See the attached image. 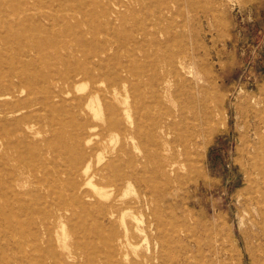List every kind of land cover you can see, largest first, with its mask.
Instances as JSON below:
<instances>
[{"label": "rangeland", "instance_id": "rangeland-1", "mask_svg": "<svg viewBox=\"0 0 264 264\" xmlns=\"http://www.w3.org/2000/svg\"><path fill=\"white\" fill-rule=\"evenodd\" d=\"M98 47L107 50L103 84L81 80L54 105L37 103L41 91L35 88L49 70L88 65L87 53ZM173 63L185 68L178 85L166 83ZM114 69H121V82H115ZM0 71L1 93L15 92L13 100L0 97V111L14 112L0 119V189L6 195V203L0 200V264H27L22 252L58 264V238H65L67 253L78 255L67 264H96L107 255L92 240L95 210L83 209L80 217L74 202L80 191H92L79 172L91 147L102 166L114 165L105 173L111 181L137 174L138 183L124 188L128 200L139 189L153 195L155 224L140 219L146 236H139L136 254L126 250L123 264H260V233L241 195L247 123L254 103L264 100V0H0ZM13 71L21 86L9 84ZM94 87L98 95L91 94ZM162 87L177 96L186 118L208 117L206 136L197 138L200 145L192 151L201 155L208 184L189 169L178 180L155 179L153 163L141 158L143 152L155 154L150 124L166 112ZM141 93L152 102L144 127L138 123L145 117ZM87 96L91 103L82 120L75 107ZM117 186L106 184V200ZM115 227L122 236L121 221Z\"/></svg>", "mask_w": 264, "mask_h": 264}, {"label": "bare ground", "instance_id": "bare-ground-1", "mask_svg": "<svg viewBox=\"0 0 264 264\" xmlns=\"http://www.w3.org/2000/svg\"><path fill=\"white\" fill-rule=\"evenodd\" d=\"M6 7L7 5H3V9ZM125 28H127V26ZM63 48L66 49L67 45ZM106 60H107V50L104 49L103 47H98L97 49L91 50L90 53H87L85 57V61L88 65H86L85 63L74 66L72 65V67L70 68L71 70H64V71L53 70V69L49 70L42 85L39 86L38 88H35L38 91L39 90L41 91V95H39L38 98L36 99L37 103L40 104L41 106H47V105L50 106L52 104L54 105L56 101L61 100V98L66 92H69V89H71V87L75 86L81 80L87 79L92 83V85L103 84L104 81L103 77L107 76L104 70V62ZM1 72L2 71H0V73ZM113 74L116 77L115 82L117 81V79L119 82H121V69L119 71L118 69H114ZM110 75H112V73ZM169 75L170 76L167 79L166 83L167 84L173 83L175 85H178L177 81L185 76V68L181 63H177V64L173 63L170 66ZM3 76L4 74H0V82L2 81ZM12 80H16L17 83L16 87L21 86L22 84L21 79L15 71L11 72V76H9V84L11 83L10 81ZM96 90L97 89L95 87L92 88L91 94L98 95L99 92ZM161 91L165 95V100H167V104L161 103V106L165 108L166 112L160 114L157 120L155 119L154 123L151 122L150 124L153 130L152 140L154 143L153 147L155 148V154L150 155L147 152H143L141 157L142 160H144L145 162L153 163L155 168L153 177H155V179L157 178L168 179L170 178V176L173 175L175 177V180H178V178L180 177L179 176L180 171L183 169H189V172H191L192 174L197 173L198 174L197 178H200V180L204 184H208L209 183L207 181L208 179H205V177L202 175L200 171L201 155H198L199 152L192 155L193 153L192 151L196 150L200 145L196 143L197 138L206 136V132L203 130L202 126L209 123L208 117H206V114H203L201 116L198 115L193 119L186 118V116L183 114V112H181V109H179L177 105L178 103L177 96L171 95L168 87H162ZM14 93L15 92L12 93L9 92L5 94V93H1L0 91V97L1 98L5 97L13 100ZM16 93H20V92H16ZM25 94H26L25 99H28V97L30 96L29 93L25 91ZM126 102L127 101L124 100L123 104H126ZM90 103H91V97L87 96L79 99V102L76 104L75 108L79 113H81L80 116L82 120L87 119L86 108L89 107ZM151 103L152 102L147 101L145 95L141 93L140 110H142V112H144L145 114V117L142 115L140 119H138L139 126L141 127L147 125L146 113L148 112V105ZM2 104L6 106L7 102L3 101ZM254 105L255 108L253 109L251 108V110L253 111L252 121L251 122L248 121L247 123V135H246L247 158H246V166L244 168L245 181L243 185L244 186L243 193L241 196L249 218L252 220V222L255 223V226L257 227L260 233V238L262 242L261 244L258 245L257 255L260 264H264V100L261 103L257 101L254 103ZM13 113L14 112L11 111H0V119L2 118L5 119V117ZM123 113L124 115H126L127 118L129 117L128 106H126L123 109ZM115 122H117L116 119H113L112 123ZM184 131L185 132L191 131V134L188 133V136L184 137L183 136ZM88 135H87L88 139H90L91 136L90 134ZM89 141L90 140H88V142ZM84 145L86 144L84 143ZM92 149L93 147L89 149L86 148V155L81 161L79 168L80 174L86 176L87 178L86 184L91 185L92 191H86L87 189L83 192L80 191V193H77L75 195L74 202L76 205L79 206L80 217H82L81 210L83 209L88 210L89 207H93V209L95 210L94 219L98 227H96L95 230L91 232L92 240L96 244H101L105 248H107V250H109L107 255L106 254L100 255V263L97 262L96 264H123V261H126L128 259L126 250L132 249L133 253L136 254L135 251L136 249H138L140 245L138 241L139 236H146L147 229L145 228L147 226L143 227L144 223H142L140 219L146 216L148 218V221H150L149 223H147L148 226H152L153 223L155 224V219L150 207L153 195L147 190L139 189L138 192L135 194L134 198L128 200V194L124 192V188L130 189L132 187V184L138 183L139 177L137 176V174L122 173L119 179L116 180L113 179L111 181L112 178L107 177L105 173L113 172L115 170L114 165L107 164L105 166H102L101 164L102 159H100L101 157L98 156L99 158H96ZM161 153L162 154L166 153V155L163 156ZM4 159L3 158L1 159L2 163H4ZM189 172L187 174H189ZM113 181L119 183V187L117 186L118 188L116 189L113 198L111 200H106L110 195L108 197L106 195L103 196L102 192L106 188L105 187L106 184L114 183ZM8 182L9 181H7L6 183ZM18 183L19 181L14 180V184L18 185ZM8 186H7V190L9 189ZM3 193L4 192L2 188V193L0 189L1 203L5 202L4 198L6 197V195H4ZM99 198L105 199V201L100 200ZM85 206L86 208H84ZM126 218L130 220L129 223L126 222ZM117 220L121 221L124 227V232L122 236L120 235V233H117V228L115 227V223ZM131 221L134 223L133 224L130 223ZM9 226L11 227L12 225ZM107 229H111L110 235L108 236L105 233ZM148 229H150V227H148ZM156 229H158L157 224H156ZM58 242L62 244L61 246L62 251L58 260L60 263L58 264H67L69 262L75 261L78 255L73 251H70L68 253L66 252L67 246L65 243V238L62 239V241L58 238ZM18 244L19 243H17V245ZM16 248L24 251V246L22 247V245H18ZM36 252L38 251L36 250ZM22 254L25 255L24 258L27 264H35L36 261L34 260V258L31 257V255L28 254L26 255L25 252H22ZM108 259H110V262H108ZM36 264H43V263L38 261L36 262Z\"/></svg>", "mask_w": 264, "mask_h": 264}]
</instances>
